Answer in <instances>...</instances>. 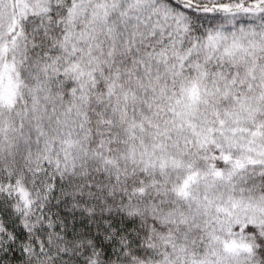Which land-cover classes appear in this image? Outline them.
Wrapping results in <instances>:
<instances>
[{"label": "snow or ice", "instance_id": "6c2138e0", "mask_svg": "<svg viewBox=\"0 0 264 264\" xmlns=\"http://www.w3.org/2000/svg\"><path fill=\"white\" fill-rule=\"evenodd\" d=\"M0 264H264V0H0Z\"/></svg>", "mask_w": 264, "mask_h": 264}]
</instances>
